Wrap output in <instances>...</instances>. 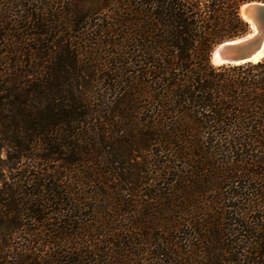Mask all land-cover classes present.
I'll list each match as a JSON object with an SVG mask.
<instances>
[{"label":"trees","instance_id":"obj_1","mask_svg":"<svg viewBox=\"0 0 264 264\" xmlns=\"http://www.w3.org/2000/svg\"><path fill=\"white\" fill-rule=\"evenodd\" d=\"M249 3L0 0V264H264Z\"/></svg>","mask_w":264,"mask_h":264},{"label":"water","instance_id":"obj_2","mask_svg":"<svg viewBox=\"0 0 264 264\" xmlns=\"http://www.w3.org/2000/svg\"><path fill=\"white\" fill-rule=\"evenodd\" d=\"M241 14L249 24L250 32L217 45L210 57L214 66L256 63L264 58V4H245ZM258 56L261 57L258 59Z\"/></svg>","mask_w":264,"mask_h":264},{"label":"rangeland","instance_id":"obj_3","mask_svg":"<svg viewBox=\"0 0 264 264\" xmlns=\"http://www.w3.org/2000/svg\"><path fill=\"white\" fill-rule=\"evenodd\" d=\"M7 166H8V164L6 163V153L0 147V183L3 182V181L12 182L11 179H9L12 176L8 172ZM136 195L140 196L141 195L140 191ZM25 221L24 222H25L27 228H29V229H34V228L40 229L39 225H37V224L34 225V224L30 223V221H28L27 219ZM25 240H29V238L27 236L22 235L21 239L13 240V241H11L12 242L11 244L14 245V246H20L22 243H25ZM30 240H32V239H30ZM34 240L35 241H39L37 238H34Z\"/></svg>","mask_w":264,"mask_h":264},{"label":"bare ground","instance_id":"obj_4","mask_svg":"<svg viewBox=\"0 0 264 264\" xmlns=\"http://www.w3.org/2000/svg\"><path fill=\"white\" fill-rule=\"evenodd\" d=\"M242 15V17H243V14H241ZM261 56H258V59L260 58Z\"/></svg>","mask_w":264,"mask_h":264}]
</instances>
